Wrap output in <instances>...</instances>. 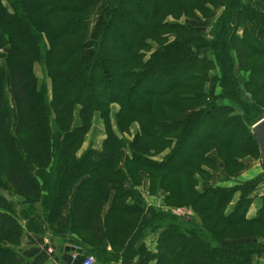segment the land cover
Returning <instances> with one entry per match:
<instances>
[{
    "label": "trees",
    "instance_id": "obj_1",
    "mask_svg": "<svg viewBox=\"0 0 264 264\" xmlns=\"http://www.w3.org/2000/svg\"><path fill=\"white\" fill-rule=\"evenodd\" d=\"M253 1L0 0V264H20L23 238L45 234L63 254L81 249L77 264H259L264 203L246 214L263 170L195 188V174L212 179L211 149L224 181L240 154L260 157L264 10ZM97 113L105 138L79 154ZM133 124L131 139L117 136ZM138 187L160 205L145 207Z\"/></svg>",
    "mask_w": 264,
    "mask_h": 264
},
{
    "label": "rangeland",
    "instance_id": "obj_2",
    "mask_svg": "<svg viewBox=\"0 0 264 264\" xmlns=\"http://www.w3.org/2000/svg\"><path fill=\"white\" fill-rule=\"evenodd\" d=\"M103 1H106V0H100V2H102V3H103ZM253 4L255 5V7L264 10V0H254L253 1ZM97 14H98V9L96 8L94 10V13L93 14L91 13L92 17H91V15L89 17V21H88L89 29H88V32L92 29V26L94 25V21H95V18L97 16ZM215 18L216 17L212 16V17H210L208 19H205L206 20L205 22H207V26H206V24H201L199 26L201 28H203V29H205V27L207 29H209V25L208 24L210 22L212 24L213 21L215 20ZM246 26H247V29H248L249 28L248 24ZM236 34L238 36L242 37V35H243V27L242 26H239L238 30L236 31ZM85 46H87L86 48H88L89 46L91 47V41H87V43H86ZM88 50H89V48H88ZM34 69H35V73L38 76L40 82L41 83L44 82L43 73L41 71L40 66L39 65H35ZM48 84H49V82H48ZM214 89H215V87L213 88V90ZM210 93H212V92H210ZM211 96H213V95H211ZM245 96L247 97V95H245ZM235 108L236 109L234 111V114L239 113L240 112V109L236 105H235ZM116 110H117V107H116ZM97 115H98V113L96 114V116L93 119L92 127L90 128L89 132L85 136V142H84L83 146L81 147V149L79 151V154L82 153L87 148H92V149H95V150L100 149L101 142L105 138V133H104L105 130H104V127L102 125L103 124L102 120ZM137 130H138V125L137 124H133L131 126L130 134H127L126 135V134H123V133H119L117 130H116V134H117V136L119 138H123L125 140H129L133 136V133H135ZM123 153L124 154H127V149H123ZM163 153L164 152H162L161 154L152 156L151 159H153V160L154 159H161L163 157ZM206 156L209 157V158H211V159H213L215 161L216 165H215V168L210 167L208 165H203L204 166L203 169L204 170L206 169L211 174V176H212V179L210 181H206L205 182L202 177H200V176H198V175L195 174V178L197 179L195 188L197 190H199L200 192L203 191V189H204L203 187L205 185H207L206 183H208V182H210L209 184H214V185L217 184V183H219L220 185L232 186L234 183L239 182V181L252 180V179H254L255 177H257L258 175H260L262 173V166L260 165L259 158H255V156H251V155H245V154L242 155V154H240L239 157L237 158V160H238V162H240L241 167L238 170H236V168H234L235 169V172L232 171V173H229V175H235V176H232L229 179V181H224V180H222V178H223V175L225 173H224V170H223L222 161L218 157L217 153L214 152L213 149H211L210 151H208L206 153ZM245 172H247L246 175L245 176H242ZM250 177H252V178H250ZM248 178H250V179H248ZM245 179H247V180H245ZM145 184H146V182L143 181V186ZM260 187L257 190V192H263L262 190H260ZM137 189H138V191L141 194V197L143 199V202H144V206L145 207L146 206L147 207L148 206H152L153 207L159 201L158 198H161L160 195H157V193L156 194L155 193H151L150 190H149V193H147L144 187H138ZM11 192L13 193V191H11ZM3 195H4V200L10 206H14L15 207V210L20 207V203L23 201V198L21 196L17 195V194L16 195H13V194L7 192V193H4ZM251 195H252V193H251ZM236 197H238V195H236L234 197V199ZM189 198L190 197H188L187 199H185L183 202L184 203L190 202L191 199H189ZM258 198L261 199V201H262L261 202V205H262L264 203V195L261 196V197L259 195ZM174 208H176V209L180 208V209H182V211L184 210L185 213L187 212V214H183L182 216H187L189 218L194 217V214L195 213H194V211H193L192 208H188V207L187 208H185V207H174ZM45 235H46V237H48L47 236L48 234H45ZM146 235H151V233L150 232H147V233H145V236ZM87 237H88V234H87ZM43 238H45V237H43ZM88 238L91 240L90 237H88ZM145 239L146 238L144 237V241H145ZM25 240H26V238H25ZM23 241H24V238H23ZM38 244L40 246L41 243L39 242ZM145 244H146V242H145ZM61 245L63 246L64 243H62ZM24 246H27V244L26 243H25V245L23 243L21 244V246H20V254H21L22 250H24ZM68 253L70 254V252H68ZM89 257H92L93 258V263H94V260H95L94 257L93 256H89Z\"/></svg>",
    "mask_w": 264,
    "mask_h": 264
},
{
    "label": "crops",
    "instance_id": "obj_3",
    "mask_svg": "<svg viewBox=\"0 0 264 264\" xmlns=\"http://www.w3.org/2000/svg\"><path fill=\"white\" fill-rule=\"evenodd\" d=\"M103 125V124H102ZM260 162V160H259ZM261 165V164H260ZM247 172H245L242 176H245ZM253 177V176H252ZM250 177V178H252ZM248 178V179H250ZM247 180V179H245ZM261 186V187H260ZM263 192H257L259 189ZM264 195V180H262L259 184V186L252 192V203L250 204L246 216L248 218H252L256 216L257 211L260 209L261 206V199L258 198V196ZM237 199V197L235 198ZM234 199V200H235ZM158 202L155 207L159 206L161 203V198H158ZM235 202V201H234ZM26 240H24L23 244H27V246H24V250H22L20 254V264H62V263H68V264H77L78 260H72L71 259V252L70 254L68 252L62 253L55 244H52V242L49 240L48 237H29L26 236ZM145 242L147 247L150 250H154L156 245V234L146 235L145 236ZM41 243L40 246L38 243ZM104 246L109 250L110 246L107 243H104ZM83 254V252H82ZM81 254V255H82ZM89 257V256H88ZM84 259V258H83ZM82 259V260H83ZM68 260V261H67ZM70 262V263H69ZM259 264H264V254L259 257L258 259ZM81 264V263H80ZM93 264H97L94 260ZM111 264H127L123 262H117V263H111ZM131 264V263H130Z\"/></svg>",
    "mask_w": 264,
    "mask_h": 264
},
{
    "label": "water",
    "instance_id": "obj_4",
    "mask_svg": "<svg viewBox=\"0 0 264 264\" xmlns=\"http://www.w3.org/2000/svg\"><path fill=\"white\" fill-rule=\"evenodd\" d=\"M243 98L244 100L247 99L246 96H244ZM251 131L258 145L259 154H260L259 160L262 166V170L264 172V117H262L252 125ZM65 250L76 251L77 253L82 254V250L79 248L75 249L74 247H66Z\"/></svg>",
    "mask_w": 264,
    "mask_h": 264
},
{
    "label": "built area",
    "instance_id": "obj_5",
    "mask_svg": "<svg viewBox=\"0 0 264 264\" xmlns=\"http://www.w3.org/2000/svg\"><path fill=\"white\" fill-rule=\"evenodd\" d=\"M173 213H175L178 216H182L183 214H187V212L185 213L184 210L182 211V209H180V208L174 209ZM72 258L73 259L76 258V254L75 253L72 255ZM82 264H93V258L92 257L85 258L84 261L82 262Z\"/></svg>",
    "mask_w": 264,
    "mask_h": 264
},
{
    "label": "bare ground",
    "instance_id": "obj_6",
    "mask_svg": "<svg viewBox=\"0 0 264 264\" xmlns=\"http://www.w3.org/2000/svg\"><path fill=\"white\" fill-rule=\"evenodd\" d=\"M66 247H71V246H66ZM66 247H65V248H66ZM74 248L76 249V247H74ZM65 251H66V250H65ZM66 252H71V259H72V260H76V259L78 258V255H81V254L77 253L76 251H66ZM82 252H83V251H82ZM74 253L76 254V258H75V259L72 258V255H73ZM85 258H87V257H85ZM85 258H84V259H85ZM84 259L81 261V264H82V262L84 261ZM62 264H68V263H62Z\"/></svg>",
    "mask_w": 264,
    "mask_h": 264
}]
</instances>
